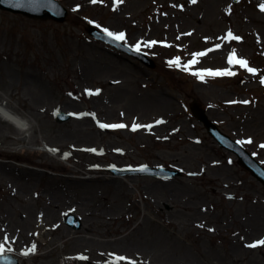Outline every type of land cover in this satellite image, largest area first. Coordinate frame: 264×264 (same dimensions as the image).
Returning a JSON list of instances; mask_svg holds the SVG:
<instances>
[{"label": "rangeland", "instance_id": "374dc122", "mask_svg": "<svg viewBox=\"0 0 264 264\" xmlns=\"http://www.w3.org/2000/svg\"><path fill=\"white\" fill-rule=\"evenodd\" d=\"M59 1L62 24L0 10V102L31 124L25 134L0 118V245L21 264H264V246H246L264 239V186L191 112L251 139L240 146L264 167V0ZM88 23L124 32L156 66L93 39ZM229 30L241 39H220ZM233 49L256 74L227 63ZM198 52L191 71L236 74L184 71ZM57 109L72 119L58 123ZM141 165L182 175L107 170Z\"/></svg>", "mask_w": 264, "mask_h": 264}, {"label": "water", "instance_id": "95a60500", "mask_svg": "<svg viewBox=\"0 0 264 264\" xmlns=\"http://www.w3.org/2000/svg\"><path fill=\"white\" fill-rule=\"evenodd\" d=\"M19 6H13L9 0H0V9L8 12H12L14 14H21L28 18L35 20H54L56 22L63 23L66 21L68 16V11L66 8L62 7L56 0H15ZM88 32L93 35L95 38L105 41L118 49L122 50L125 53H128L149 66L150 68L155 67V63L152 60H149L142 53H138L130 50L125 45L120 42L113 41L111 38L97 32L94 28L89 27ZM193 113L197 117V119L202 122L208 133L219 142L222 147H226L227 149L236 152L240 157V163L244 165L248 170H250L260 182L264 184V170L255 164V162L250 158L245 157V153L241 147H239L235 142L231 141V139L224 135L216 125L208 119V116L203 110H198L193 108ZM69 119V116L60 113L57 117L58 122H64ZM248 155V154H247ZM162 172V171H161ZM66 222L73 226L74 228H80L81 222L74 215H69L66 218ZM0 264H4L0 261Z\"/></svg>", "mask_w": 264, "mask_h": 264}, {"label": "snow or ice", "instance_id": "6c2138e0", "mask_svg": "<svg viewBox=\"0 0 264 264\" xmlns=\"http://www.w3.org/2000/svg\"><path fill=\"white\" fill-rule=\"evenodd\" d=\"M9 2L12 3L13 6H19L18 3L15 2V0H9ZM91 2L95 4L97 2V0H91ZM115 2L117 4H119V3H122L123 0H115ZM190 2L192 4H196L197 0H190ZM259 7H260L261 11H264V3H261L259 5ZM97 27H99V25H97ZM102 31L107 37H110L113 41H124L125 40V33L124 32L116 33V32L110 31L107 28L102 29ZM189 35H190V33H189ZM220 39L227 40V41H238L241 38L238 35H234L233 32L231 30H229L226 33V36L222 37ZM156 43H157L156 41H150L148 43V46H152V45H154ZM220 47H221V45L217 44V45H215V48L208 49V52H211V51H214L216 49H219ZM140 50H141V45L138 43L135 46L134 51L140 52ZM204 55H206L205 52L194 53L192 60L188 61L186 64L183 65V70L186 71V72L191 71L193 69V66L198 63V58L202 57ZM227 63L230 66L238 65L240 68L246 69L249 73H252V74H256L257 73V69L250 67L249 66V62L246 59H242V58H239L237 56V53H236L235 49H233L232 52L229 54ZM169 64H170V66L180 67L181 66L180 57H176L174 60L169 61ZM191 74L194 75V76H197L201 80H204L205 77L233 76L236 73L234 71H232L231 67H230V68H227V69H217V70L203 69V70H200V71H191ZM260 83L264 84V77H261ZM89 94L91 95L93 93L89 92ZM232 103H235V101H233ZM242 103L248 104L249 101L245 100V101H242ZM156 123L157 124L163 123V121L162 120H158V121H156ZM98 126L101 129H109V128L110 129H123V128L128 127L127 125H125L123 123H116V124L99 123ZM141 127H147V128L150 129L152 127V125H140V124H137V123L134 122L132 127H131V130L132 131H136V130H138ZM237 143H241V144L242 143H249V144H251V143H253V141L251 139H248L247 141H237ZM260 147L264 148V144H261ZM53 151H56V150L53 149ZM88 151L96 152L97 150L96 149H88ZM65 156H67V154H65ZM145 170H146V168H144V167L139 169V171H145ZM5 239H7V237ZM246 246L250 247V248H256L258 246H264V239H260V240H258L256 242L248 244ZM36 250H37L36 249V245L33 244L28 251L24 252V255L28 256L31 253H35ZM9 251H11V249H9ZM3 253H4V246L0 245V255H2ZM80 259H87V257L81 256ZM126 259L127 258L124 257V256H117L116 257V260H118V261H124ZM129 264H135V261H130Z\"/></svg>", "mask_w": 264, "mask_h": 264}, {"label": "clouds", "instance_id": "9594fccd", "mask_svg": "<svg viewBox=\"0 0 264 264\" xmlns=\"http://www.w3.org/2000/svg\"><path fill=\"white\" fill-rule=\"evenodd\" d=\"M0 118L11 123L19 132L27 134L31 124L27 118H23L19 115H14L13 113L0 108Z\"/></svg>", "mask_w": 264, "mask_h": 264}, {"label": "bare ground", "instance_id": "6f19581e", "mask_svg": "<svg viewBox=\"0 0 264 264\" xmlns=\"http://www.w3.org/2000/svg\"><path fill=\"white\" fill-rule=\"evenodd\" d=\"M8 106H7V104H4L3 102H0V108H3V109H5V110H7V111H9V112H11V113H13L14 115H17V114H15L14 112H12L11 110H9L8 108H7ZM3 119V118H2ZM6 121V120H5ZM8 122V121H7ZM25 138V137H24ZM22 262H20V264H21Z\"/></svg>", "mask_w": 264, "mask_h": 264}]
</instances>
